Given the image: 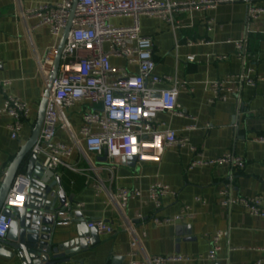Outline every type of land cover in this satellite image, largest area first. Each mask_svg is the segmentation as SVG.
<instances>
[{
	"label": "crops",
	"instance_id": "0c3cea01",
	"mask_svg": "<svg viewBox=\"0 0 264 264\" xmlns=\"http://www.w3.org/2000/svg\"><path fill=\"white\" fill-rule=\"evenodd\" d=\"M169 1L187 4L200 0ZM62 2L0 0V81L11 82L6 93L0 90V109L6 95H12L32 110V120L25 125L18 141L11 139L10 119L0 114V185L10 164L31 137L46 89V79L38 70L36 58L47 60L51 73L62 38L52 36L47 27L35 28L36 21L25 20L21 12ZM258 6L264 7V0ZM211 20L213 23L208 26ZM177 22V32L157 19L141 18L140 25L142 34L154 42L156 74L165 78L156 88H179L177 101L182 116L161 113L158 119L179 136L188 137L189 148L166 149L159 162L122 159L110 164L87 153L79 136L83 114L98 107L79 103L65 112L78 144L63 129L58 130L56 141L74 148L72 157L64 160L74 170L62 166L56 176L62 182L63 175L71 172L85 180L84 188L78 192L66 191L62 183L66 205L70 206L74 219L76 213H81L84 219L103 220L114 229L112 235H99L96 246L72 256L67 264H129L134 238L140 240L149 256H188L190 264H257L264 260V219L251 216L239 206L231 210L221 206V192L232 177L234 197L264 199V144L259 141L264 138V16L252 21L248 18L247 4L226 3L215 9L181 12ZM112 24L126 27L133 21L119 18ZM243 40H247L246 63L237 56L235 46ZM220 57L225 59L219 60ZM111 63L126 66L123 60L115 58H111ZM129 69L137 72L136 67ZM242 75L260 78V82L256 87L244 84L239 96L230 97L227 102H211V83L227 82ZM190 127L195 129L189 130ZM227 154L243 158L245 168L236 171L227 165L205 164ZM39 159L41 163L44 161L43 157ZM196 162L202 164L193 167ZM157 183L175 193L163 200L160 211H155L147 199L143 204L131 201L123 211L117 201H112L121 189H139L146 195ZM95 184L101 189L97 190ZM186 207L191 209L193 218L173 225L153 223L154 217L172 218ZM74 219L69 226L56 227L55 245L77 237L78 224ZM124 219L135 223L132 231L124 228ZM218 232L224 233L221 251L216 261H209L212 238ZM136 259L139 261L141 257ZM0 264L20 263L0 256Z\"/></svg>",
	"mask_w": 264,
	"mask_h": 264
},
{
	"label": "built area",
	"instance_id": "2783aa9c",
	"mask_svg": "<svg viewBox=\"0 0 264 264\" xmlns=\"http://www.w3.org/2000/svg\"><path fill=\"white\" fill-rule=\"evenodd\" d=\"M261 1L263 0H200L177 4L169 0H78L72 21L74 0L46 4L30 11L22 10L21 15L25 20H35V28L47 27L51 35L58 39L62 37L71 21V30L62 52L59 75L51 91L39 140L32 154L44 158L42 166L46 171L56 174L62 166L74 170L64 163L65 159L72 157L74 148L57 142L56 137L58 130L63 129L77 146L76 135L65 112L79 103L98 107L94 111L85 112L82 116L79 136L87 153L99 158L106 157L110 164L132 158H135L137 163L159 162L166 149L189 148L188 137L179 136L176 131L166 127V124L158 119L161 113L182 116L177 101L179 88L177 86L163 90L156 88L165 78L156 74L154 42L151 37L142 34L140 20L141 18L161 20L177 32L179 26L177 16L181 12L215 9L226 3H245L248 5V18L256 21L264 16V7L258 6ZM119 18L132 19L133 24L116 27L112 21ZM212 23L211 20L208 26ZM235 46L237 56L246 63L247 40L238 42ZM111 58L123 60L126 66H114ZM223 59L225 58H219ZM36 64L46 79L47 88L50 77L48 62L36 58ZM130 67H136L137 72H132ZM258 82L260 78H247L243 75L233 76L227 82H213L209 86L213 94L211 102H227L230 97L239 96L244 84L256 87ZM229 83L231 86H228ZM10 85L9 81H0V90L6 93V88ZM184 90L191 92L186 87ZM0 114L10 119L8 130L14 141L20 139L25 125L32 120V110L28 104L12 95H6ZM194 129L195 127L189 128ZM133 140L136 141L135 144ZM259 141L264 144V138H259ZM133 147L137 149L135 153L132 152ZM191 150L195 151V148ZM201 164L196 162L193 167ZM205 164L227 165L241 171L245 168L246 162L234 154H227ZM30 186L31 183L19 173L9 192L4 210L21 208ZM232 187L233 177L221 192V206L228 210L239 206L251 216L264 219V199L234 197ZM95 188L101 189L99 184H95ZM174 194L169 187L157 183L146 195L139 189H121L113 196L112 201H117L123 211L131 201L143 204L147 199L153 204L155 211H160L163 208V200ZM17 196H22L23 201L17 203ZM13 201L15 204L11 203ZM48 217L58 227L69 226L74 219L68 204ZM186 218H193L188 207L172 218L154 217L153 223L157 226L173 225ZM138 220L142 218L138 217ZM11 223V218L0 214V240L8 236ZM123 226L127 231H132L135 223L124 219ZM88 228H96L99 235L114 234L113 227L103 220L91 221ZM223 236L224 233L218 232L212 238L213 247L207 256L209 261H216L221 251L220 241ZM131 247L129 264L192 263L191 258L182 255L149 256L144 252L138 238L133 239ZM138 256L141 257L139 261L136 259ZM257 264H264V260L258 261Z\"/></svg>",
	"mask_w": 264,
	"mask_h": 264
},
{
	"label": "water",
	"instance_id": "95a60500",
	"mask_svg": "<svg viewBox=\"0 0 264 264\" xmlns=\"http://www.w3.org/2000/svg\"><path fill=\"white\" fill-rule=\"evenodd\" d=\"M77 1L74 0L71 21ZM71 21L62 35L56 62L40 102L31 137L10 164L0 185V214L12 219L8 236L0 240V256L9 261L17 260L20 264H67L72 256L100 242L97 229L88 228L91 221L84 219L81 213H76L74 222L78 224L77 237L63 245L54 244L57 226L48 216L66 205V192L60 178L54 172L46 171L39 157L32 154L39 140L51 91L59 75L62 52L71 30ZM103 160L106 161V157H103ZM128 160L137 162L135 158ZM19 173L31 183L30 190L21 208L4 210L9 192ZM57 204L61 208H57Z\"/></svg>",
	"mask_w": 264,
	"mask_h": 264
},
{
	"label": "trees",
	"instance_id": "16d2710c",
	"mask_svg": "<svg viewBox=\"0 0 264 264\" xmlns=\"http://www.w3.org/2000/svg\"><path fill=\"white\" fill-rule=\"evenodd\" d=\"M62 183L64 185V188L68 192H78L82 190L85 186V180L71 172H66L63 175Z\"/></svg>",
	"mask_w": 264,
	"mask_h": 264
},
{
	"label": "snow or ice",
	"instance_id": "6c2138e0",
	"mask_svg": "<svg viewBox=\"0 0 264 264\" xmlns=\"http://www.w3.org/2000/svg\"><path fill=\"white\" fill-rule=\"evenodd\" d=\"M145 115H147V113L145 112ZM133 142V144H135L136 143V141L135 140H133L132 141ZM134 153L137 151V149L136 148H134L133 150H132ZM17 200H19V201H23V197L22 196H17ZM11 203H13V204H15V201H13V202H11Z\"/></svg>",
	"mask_w": 264,
	"mask_h": 264
},
{
	"label": "clouds",
	"instance_id": "9594fccd",
	"mask_svg": "<svg viewBox=\"0 0 264 264\" xmlns=\"http://www.w3.org/2000/svg\"><path fill=\"white\" fill-rule=\"evenodd\" d=\"M134 148H135V147H133L132 150H133ZM132 152H133V151H132ZM133 153H134V152H133ZM16 202L19 203L20 201L17 200ZM13 231H15V228H13Z\"/></svg>",
	"mask_w": 264,
	"mask_h": 264
}]
</instances>
